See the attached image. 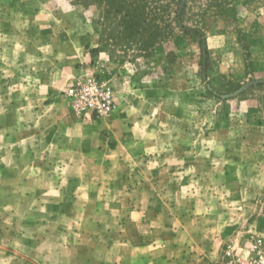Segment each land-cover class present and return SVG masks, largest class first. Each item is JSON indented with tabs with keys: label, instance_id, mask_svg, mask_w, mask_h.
<instances>
[{
	"label": "clouds",
	"instance_id": "obj_1",
	"mask_svg": "<svg viewBox=\"0 0 264 264\" xmlns=\"http://www.w3.org/2000/svg\"><path fill=\"white\" fill-rule=\"evenodd\" d=\"M33 7L38 31L64 32L68 41L63 50L55 40L33 44L28 18L0 0V19L14 30L0 29V264H264L260 96L227 105L224 123V101L196 95L203 92L198 80L150 101L126 61L117 70L120 81L98 85L100 62L111 63L107 53L79 73L65 63L89 61L79 37L93 31L97 6L34 0ZM235 64L227 53L220 72L229 74ZM159 79L140 83L150 88ZM50 93L60 103H46ZM101 98L125 116L119 127L103 124L115 148H101L99 132L88 131L95 126L91 112L104 114ZM85 142L91 151H83ZM66 202L69 212L54 211Z\"/></svg>",
	"mask_w": 264,
	"mask_h": 264
},
{
	"label": "rangeland",
	"instance_id": "obj_2",
	"mask_svg": "<svg viewBox=\"0 0 264 264\" xmlns=\"http://www.w3.org/2000/svg\"><path fill=\"white\" fill-rule=\"evenodd\" d=\"M11 3L28 18L25 34L33 44L55 40L63 50L68 41L64 32L54 36L50 30L38 31L40 21L33 7L34 0H11ZM74 3L84 9L95 4L99 10L98 17L92 21L93 31L79 37L89 61L83 65L79 61L65 62L73 64L77 73L82 67L95 68L99 54L107 53L111 63L101 61L103 67L95 72V78L112 81L113 85L121 80L117 70L127 61L136 71L130 79L147 99L155 102L167 97L172 90L192 89L198 80L203 92L196 95L224 101L221 117L224 123L227 122V105L233 101L253 93L264 101V15L260 14L264 0H74ZM243 12L248 16L241 18ZM64 23L66 28L73 26L67 19ZM0 29L9 33L14 31L2 19ZM29 51H33L31 44ZM227 53L234 55L236 64L225 75L220 72V67ZM141 57V62L137 63ZM192 69L195 79L189 76L188 70ZM41 75L42 79H47L46 74ZM158 75L159 81L150 88L140 83L144 77L155 79ZM185 98L194 100L195 96ZM52 99L60 103L55 93H50L46 103ZM68 111L75 119L71 107ZM124 119V114L115 112L106 121L119 127ZM104 121L92 127H103ZM251 121L257 125L262 122L255 113L251 114ZM51 131L47 133L48 140L53 138ZM121 138L125 142L131 139L126 132ZM109 145L114 147L116 144L111 139ZM119 186L118 183L116 187ZM70 208L71 204L66 202L54 211L67 213ZM159 210V205L152 210L153 218ZM259 224L260 230H264V220Z\"/></svg>",
	"mask_w": 264,
	"mask_h": 264
},
{
	"label": "crops",
	"instance_id": "obj_3",
	"mask_svg": "<svg viewBox=\"0 0 264 264\" xmlns=\"http://www.w3.org/2000/svg\"><path fill=\"white\" fill-rule=\"evenodd\" d=\"M72 118V117H71ZM73 119V118H72ZM74 120V119H73ZM103 120H100V119H98V120H95L94 122H95V124H97V123H100V122H102ZM103 129V127H98V128H94V127H90L89 129H88V131L91 133V132H99V139L101 140V145H100V147L102 148L103 147V144L104 143H106L107 145H108V147H110V148H115L116 147V145L113 147V146H110L109 145V142H110V140L112 139L111 138V136H110V134L106 131V130H102ZM56 132V129H52V131H51V134L52 135H54V133ZM83 151H85V152H89V151H91V147H90V144H89V142H85L84 143V145H83ZM121 182H123V183H125V182H127V176L125 177H122L121 178Z\"/></svg>",
	"mask_w": 264,
	"mask_h": 264
},
{
	"label": "built area",
	"instance_id": "obj_4",
	"mask_svg": "<svg viewBox=\"0 0 264 264\" xmlns=\"http://www.w3.org/2000/svg\"><path fill=\"white\" fill-rule=\"evenodd\" d=\"M95 81L98 85L100 84H107V87H112V84H108L106 81H99L95 78ZM100 104L101 105H104V108H103V116L101 115L100 112L96 111V110H93L91 112V119L92 121H95V120H106V119H109L111 118L115 111H112V108L114 107V105H109L105 102V100L103 98L100 99ZM75 114V113H74ZM81 118H83V113H81ZM225 264H227V262H225Z\"/></svg>",
	"mask_w": 264,
	"mask_h": 264
}]
</instances>
